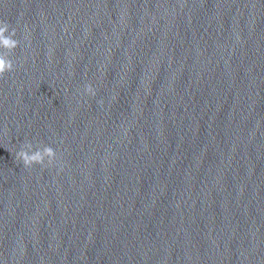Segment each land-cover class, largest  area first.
<instances>
[{
    "label": "clouds",
    "instance_id": "obj_1",
    "mask_svg": "<svg viewBox=\"0 0 264 264\" xmlns=\"http://www.w3.org/2000/svg\"><path fill=\"white\" fill-rule=\"evenodd\" d=\"M16 37V29L11 27L6 20H0V48L6 50V53H0V78L5 73L14 70L13 61L9 58L10 54L19 46ZM84 93L89 96H95V89L91 84L84 86ZM15 159L20 161L25 168H31L33 165L42 167L53 166L58 156L56 150L51 146H44L42 149H33L31 141L23 143L19 151L15 153Z\"/></svg>",
    "mask_w": 264,
    "mask_h": 264
}]
</instances>
